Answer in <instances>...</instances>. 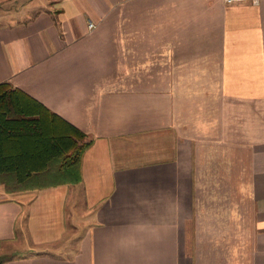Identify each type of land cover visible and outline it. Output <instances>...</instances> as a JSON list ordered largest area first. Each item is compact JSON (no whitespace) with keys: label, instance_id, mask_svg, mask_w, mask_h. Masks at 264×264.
<instances>
[{"label":"crops","instance_id":"obj_1","mask_svg":"<svg viewBox=\"0 0 264 264\" xmlns=\"http://www.w3.org/2000/svg\"><path fill=\"white\" fill-rule=\"evenodd\" d=\"M1 83L91 144L0 184V264H264V0H0Z\"/></svg>","mask_w":264,"mask_h":264},{"label":"trees","instance_id":"obj_2","mask_svg":"<svg viewBox=\"0 0 264 264\" xmlns=\"http://www.w3.org/2000/svg\"><path fill=\"white\" fill-rule=\"evenodd\" d=\"M91 140L25 92L0 84V184L8 192L82 180Z\"/></svg>","mask_w":264,"mask_h":264},{"label":"rangeland","instance_id":"obj_3","mask_svg":"<svg viewBox=\"0 0 264 264\" xmlns=\"http://www.w3.org/2000/svg\"><path fill=\"white\" fill-rule=\"evenodd\" d=\"M84 207V205L83 204H81L80 202H73V204L72 205H69L68 206V212H69V216H70V222L71 223H73V221H76V220H81V213H79L78 212V209L79 208H83ZM80 217V219H76V218H79ZM83 218V217H82ZM82 221V220H81ZM80 222V221H79ZM18 253H26V254H31V252L30 251H24V250H19V251H17V254ZM7 256V255H6ZM5 256V257H6ZM5 257H3V258H5Z\"/></svg>","mask_w":264,"mask_h":264},{"label":"built area","instance_id":"obj_4","mask_svg":"<svg viewBox=\"0 0 264 264\" xmlns=\"http://www.w3.org/2000/svg\"><path fill=\"white\" fill-rule=\"evenodd\" d=\"M227 3H234V2H238V1H242V0H225ZM251 2H255L258 3L259 0H250ZM88 27L89 28H94L96 26V24L94 23V21L91 18H88Z\"/></svg>","mask_w":264,"mask_h":264}]
</instances>
